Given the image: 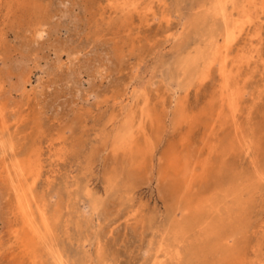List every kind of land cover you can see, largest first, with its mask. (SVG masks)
Wrapping results in <instances>:
<instances>
[{
	"label": "rangeland",
	"instance_id": "1",
	"mask_svg": "<svg viewBox=\"0 0 264 264\" xmlns=\"http://www.w3.org/2000/svg\"><path fill=\"white\" fill-rule=\"evenodd\" d=\"M249 2L0 0V264H264L256 6L233 114L213 55Z\"/></svg>",
	"mask_w": 264,
	"mask_h": 264
},
{
	"label": "bare ground",
	"instance_id": "2",
	"mask_svg": "<svg viewBox=\"0 0 264 264\" xmlns=\"http://www.w3.org/2000/svg\"><path fill=\"white\" fill-rule=\"evenodd\" d=\"M141 1V0H140ZM231 1H236V0H231ZM247 1H249V0H247ZM138 2V1H137ZM226 2V1H225ZM130 3V2H129ZM129 3L127 2V3H125L124 5L125 6H123V9L126 11V9H127V5L129 6L128 8H131L133 11L134 10H137L138 9V7H137V4L135 3V2H132V4L131 5H129ZM221 3V2H220ZM224 3V2H223ZM236 3V2H235ZM226 4V3H225ZM225 4L223 5L222 4V6H218V8H217V12H219L222 16H223V19H224V22H225V36H226V39L227 40H225L226 41V44H225V46H224V48H223V50H222V52L221 53H219L218 51H219V47L217 48V50L214 52V54L213 55H215V58H217L218 60H217V62L219 61L220 62V64H221V71H220V75H221V77H222V79L224 80V84L221 86V88H220V94H221V98L220 99H222V102L221 103H224V102H226V103H228V105L230 106V109L232 110V114L233 113H235V111H236V109L238 110V102H237V96H238V92H237V90L235 89H233L232 88V85H231V82H230V80H231V75H232V71L229 69V66L230 65H232V63H234V62H231V61H233L232 60V57H231V51L234 49V46H236L235 44L237 43V40H238V38L241 36V35H243V34H245L246 33V31L249 29V30H251V29H253L254 28V26L256 25V20H255V14H256V19L259 21V23H260V28L257 30V32H255L257 35L258 34H260L259 33V31H260V29H261V23H262V21H263V15H264V0H261L258 4H256V0H250V2L248 3V4H250V5H248L247 3L241 8V14H242V16H244V19L242 20L241 18L242 17H240V18H238L237 17V19L236 18H233L232 16H230L229 14H228V12H227V10L225 9L226 7H225ZM219 5V4H218ZM256 6V12H255V14H252V12H251V10H250V8H249V6ZM121 6H122V4H121ZM117 9V8H116ZM123 10V11H124ZM252 10H254V7H253V9ZM131 11V10H130ZM257 26V25H256ZM239 39H241V38H239ZM225 41H224V43H225ZM238 41H240V40H238ZM196 55V54H195ZM213 55H212V58H213ZM217 56V57H216ZM215 58L213 59V60H215ZM254 58V56L252 57H250V58H248L246 61H242L241 63L243 64V63H247V61L249 62V61H251L252 59ZM210 61V60H209ZM213 62V61H212ZM210 64V63H209ZM212 65V64H211ZM184 69V68H183ZM207 69V68H206ZM181 71V70H180ZM184 72H185V70H184ZM206 72V71H205ZM211 72V71H210ZM182 74H183V72H182ZM202 74H203V72H202ZM206 74V73H205ZM196 76V75H195ZM168 83H169V81H168ZM242 85V84H241ZM211 102V101H210ZM182 103V102H181ZM138 104V103H137ZM181 105V104H180ZM176 107V106H175ZM128 108H130V107H128ZM240 108V107H239ZM165 111V110H164ZM171 111V110H170ZM219 111V110H218ZM239 111V110H238ZM128 112H130V111H128ZM217 114V113H216ZM212 115V114H211ZM182 116V115H181ZM230 116V115H229ZM180 117V116H179ZM157 118V117H156ZM169 118V117H168ZM229 118V117H228ZM177 119V118H176ZM178 120H179V118H178ZM156 121V120H155ZM182 121V120H181ZM200 121V120H199ZM178 122V121H177ZM213 122V121H212ZM212 122H211V124H212ZM123 123V122H122ZM147 123V122H146ZM127 124V123H126ZM155 124H156V122H155ZM128 125V124H127ZM180 125H181V123H180ZM202 125V124H201ZM125 126V125H124ZM154 126V125H153ZM192 126V125H191ZM223 126V125H222ZM128 127V126H127ZM143 127V126H142ZM146 127V126H145ZM144 127V128H145ZM157 127V126H156ZM159 127V126H158ZM178 127V126H177ZM126 128V127H125ZM173 128V127H172ZM121 129H123V128H121ZM133 129V128H132ZM181 129V128H180ZM126 130V129H125ZM144 130V129H143ZM157 130H159V129H157ZM205 132V131H204ZM211 134V133H210ZM208 135V134H207ZM217 135V134H216ZM206 137V136H205ZM120 138V137H119ZM152 138H150V140H151ZM159 139V138H158ZM212 148V147H211ZM202 149V148H201ZM151 150V149H150ZM148 154H149V152H147ZM180 153V152H179ZM184 154V153H183ZM188 154V153H187ZM150 157V156H149ZM153 157V156H152ZM181 157V156H180ZM175 158H176V156H175ZM200 158V157H199ZM150 159H152V158H150ZM177 159V158H176ZM182 159V158H181ZM180 159V160H181ZM149 160V159H148ZM179 160V161H180ZM185 160V159H184ZM159 161V160H158ZM177 161V160H176ZM145 162V161H144ZM184 162V161H183ZM176 163V162H175ZM175 163H173V164H175ZM198 163V162H197ZM178 164V163H177ZM188 164V163H187ZM176 165V164H175ZM183 166V165H182ZM152 167V166H151ZM163 167V166H162ZM202 167V166H201ZM184 168L188 171V168H187V166H184ZM165 169V168H164ZM167 169V168H166ZM173 169H175V168H173ZM177 169V168H176ZM206 169V168H205ZM150 170H152V169H150ZM159 170V169H158ZM161 170V169H160ZM169 171H170V169H168ZM179 170H180V167H179ZM163 170H161V172H162ZM174 171V170H173ZM178 171V170H177ZM160 172V171H159ZM158 172V173H159ZM181 172V171H180ZM184 172H186V171H184ZM258 172V171H257ZM163 173V172H162ZM177 173V172H176ZM179 173V172H178ZM180 175H181V173H179ZM172 175H174V174H172ZM171 175V176H172ZM179 175V176H180ZM183 176V175H182ZM182 176H180V177H182ZM185 176V175H184ZM183 176V177H184ZM188 176V175H187ZM134 177V176H133ZM182 177V178H183ZM176 178V177H175ZM185 178V177H184ZM170 179H171V177H170ZM191 179V178H190ZM185 180H187V179H185ZM176 181V180H175ZM191 181V180H190ZM173 182V181H172ZM177 182V181H176ZM183 182V181H182ZM178 183V182H177ZM184 183V182H183ZM173 184H174V182H173ZM187 184V183H186ZM199 184H200V182H199ZM199 184H198V186H199ZM189 184H187V186H188ZM184 186H185V183H184ZM196 186V185H195ZM195 186H193V187H195ZM202 186H203V184H202ZM201 186V187H202ZM200 187V186H199ZM186 188V187H185ZM173 189V188H172ZM178 189V188H177ZM174 190H176L175 188H174ZM187 190V189H186ZM195 190H196V188H195ZM204 190V189H203ZM179 191V190H178ZM200 191V190H199ZM198 191V192H199ZM193 192V191H192ZM179 193H181V192H179ZM203 193V192H202ZM181 195V194H180ZM179 195V197H181ZM189 195V194H188ZM195 195V194H194ZM196 196V195H195ZM199 196V195H198ZM187 197V196H186ZM192 197H194V196H192ZM197 197V196H196ZM203 197V196H202ZM176 198V197H175ZM189 198V197H188ZM197 198H199V197H197ZM172 199H173V197H172ZM191 199V198H190ZM195 199V198H194ZM175 200V199H174ZM173 200V201H174ZM193 200V199H192ZM180 201V200H179ZM178 201V202H179ZM199 201H201V199L199 200ZM175 202V201H174ZM194 202V201H193ZM180 203V202H179ZM175 204H177V203H175ZM186 204H187V202H186ZM195 204V203H194ZM200 204V203H199ZM202 205V204H201ZM200 207V206H199ZM192 208H193V206H192ZM182 209V208H181ZM181 209H179L180 211H181ZM184 209V208H183ZM187 209V208H186ZM178 210V211H179ZM184 212V211H183ZM182 212V213H183ZM185 212H186V210H185ZM29 245V244H28ZM59 259V258H58ZM159 263V262H158Z\"/></svg>",
	"mask_w": 264,
	"mask_h": 264
}]
</instances>
